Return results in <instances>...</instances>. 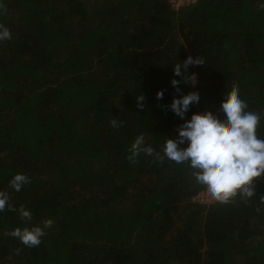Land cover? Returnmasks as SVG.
Instances as JSON below:
<instances>
[{
	"label": "trees",
	"instance_id": "16d2710c",
	"mask_svg": "<svg viewBox=\"0 0 264 264\" xmlns=\"http://www.w3.org/2000/svg\"><path fill=\"white\" fill-rule=\"evenodd\" d=\"M0 4L11 32L0 41V190L32 213L25 222L0 212V264H264V175L247 202L204 204L186 165L126 158L137 135L156 150L176 137L183 121L168 105L189 91L200 101L185 119L220 115L238 87L264 139L261 0ZM189 55L204 61L187 69L195 86L172 70ZM18 172L30 182L15 192L8 181ZM47 218L54 224L36 247L6 234Z\"/></svg>",
	"mask_w": 264,
	"mask_h": 264
},
{
	"label": "clouds",
	"instance_id": "9594fccd",
	"mask_svg": "<svg viewBox=\"0 0 264 264\" xmlns=\"http://www.w3.org/2000/svg\"><path fill=\"white\" fill-rule=\"evenodd\" d=\"M264 6V0H261ZM3 5L0 4V9ZM11 39L9 28L0 24V41ZM202 57L187 56L182 62L172 65L174 77H181L185 82L195 86L198 82L196 73L189 74V65H201ZM177 93L180 80L170 81ZM226 99L220 103V115L210 110L193 112L185 119L192 104L200 101L199 91H189L186 94L174 96L168 108L183 122L178 125L175 138H167L159 150L145 143L144 136L137 135L129 147V162L136 163L143 153L152 157L156 163L165 160L177 165H186L191 169V175L196 185L200 186L209 200L219 204L234 202L237 197L247 202L254 196L253 182L255 178L264 175V139L257 135L260 127V116L249 110L247 101L240 95V89L233 88ZM163 97V90L156 93V98ZM144 96H136L137 106L143 108ZM123 122L113 119L110 125L119 128ZM30 182L24 173H15L8 184L13 191L19 192ZM264 202V196L261 197ZM5 209L18 212L25 221L32 220L31 210L20 205L18 208L9 202V194L0 190V212ZM54 224L52 218L43 219L39 224H25L15 227L6 234L17 239L27 248L36 247L41 243L46 230ZM19 251V249H17Z\"/></svg>",
	"mask_w": 264,
	"mask_h": 264
},
{
	"label": "built area",
	"instance_id": "2783aa9c",
	"mask_svg": "<svg viewBox=\"0 0 264 264\" xmlns=\"http://www.w3.org/2000/svg\"><path fill=\"white\" fill-rule=\"evenodd\" d=\"M197 1L198 0H169L170 4L175 9H178V8H180L182 6H187V5L196 3ZM195 200L199 201L201 203H204V204L213 203V201L209 200V198L207 197L206 193H204L203 191L200 192L198 196H196ZM200 200H202V201H200Z\"/></svg>",
	"mask_w": 264,
	"mask_h": 264
},
{
	"label": "rangeland",
	"instance_id": "374dc122",
	"mask_svg": "<svg viewBox=\"0 0 264 264\" xmlns=\"http://www.w3.org/2000/svg\"><path fill=\"white\" fill-rule=\"evenodd\" d=\"M200 201H202V200H200Z\"/></svg>",
	"mask_w": 264,
	"mask_h": 264
}]
</instances>
